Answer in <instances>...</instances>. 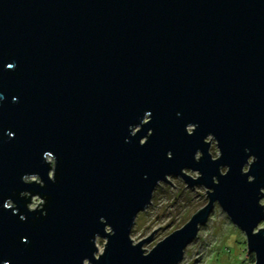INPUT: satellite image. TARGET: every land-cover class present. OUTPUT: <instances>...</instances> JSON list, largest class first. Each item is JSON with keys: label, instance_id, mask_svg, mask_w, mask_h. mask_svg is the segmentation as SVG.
I'll list each match as a JSON object with an SVG mask.
<instances>
[{"label": "water", "instance_id": "water-1", "mask_svg": "<svg viewBox=\"0 0 264 264\" xmlns=\"http://www.w3.org/2000/svg\"><path fill=\"white\" fill-rule=\"evenodd\" d=\"M167 176L207 202L146 251ZM263 190L264 0H0V264H179L215 202L264 264Z\"/></svg>", "mask_w": 264, "mask_h": 264}, {"label": "rangeland", "instance_id": "rangeland-1", "mask_svg": "<svg viewBox=\"0 0 264 264\" xmlns=\"http://www.w3.org/2000/svg\"><path fill=\"white\" fill-rule=\"evenodd\" d=\"M206 140L211 141L210 153L213 157H217L219 153L216 142L212 137ZM186 172L194 177L197 176L196 172L189 169ZM167 177L170 182H160L161 189L158 190L157 198L145 208V211L137 215L132 227L134 232H130L133 242H136L146 238L155 229L150 239L143 245L146 251L154 247L157 241L167 236L172 230L185 224L189 217L207 202L204 186L198 185L191 188L186 186L183 179L178 176ZM32 179L37 178L36 176L27 178V180ZM38 202H41V199L38 196L33 197L30 207L35 208ZM260 202L264 205V198ZM212 208L207 221L200 225L196 237L185 247L179 264H254L253 254H246L244 233L233 222L231 223L216 202ZM259 226L264 227V221ZM104 241L103 237L97 238L96 243L100 252Z\"/></svg>", "mask_w": 264, "mask_h": 264}, {"label": "trees", "instance_id": "trees-1", "mask_svg": "<svg viewBox=\"0 0 264 264\" xmlns=\"http://www.w3.org/2000/svg\"><path fill=\"white\" fill-rule=\"evenodd\" d=\"M160 186H161V185L158 184V185L155 187L156 189H155V191H154V193H153V196H152V198H151V199H152V202L157 198L158 190L161 189ZM138 214H139V213H138ZM183 217L185 218V215H184ZM136 218H137V216H136ZM184 221H185V220H183V218H182V222H184ZM172 222H174V220H173ZM179 224H181V223H179ZM133 232H134V230L132 229V230H131V233H133ZM251 259H252V258H251Z\"/></svg>", "mask_w": 264, "mask_h": 264}]
</instances>
